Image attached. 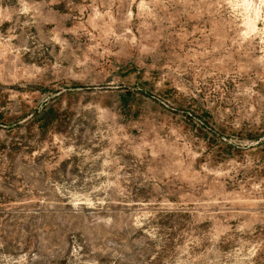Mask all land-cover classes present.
<instances>
[{
	"label": "rangeland",
	"instance_id": "374dc122",
	"mask_svg": "<svg viewBox=\"0 0 264 264\" xmlns=\"http://www.w3.org/2000/svg\"><path fill=\"white\" fill-rule=\"evenodd\" d=\"M0 264H264V0H0Z\"/></svg>",
	"mask_w": 264,
	"mask_h": 264
}]
</instances>
